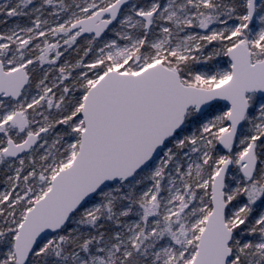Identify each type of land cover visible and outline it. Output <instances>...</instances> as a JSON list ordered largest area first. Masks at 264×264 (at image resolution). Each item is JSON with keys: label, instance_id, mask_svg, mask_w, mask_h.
<instances>
[{"label": "snow or ice", "instance_id": "1", "mask_svg": "<svg viewBox=\"0 0 264 264\" xmlns=\"http://www.w3.org/2000/svg\"><path fill=\"white\" fill-rule=\"evenodd\" d=\"M0 264H264V0H0Z\"/></svg>", "mask_w": 264, "mask_h": 264}]
</instances>
